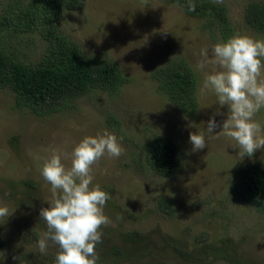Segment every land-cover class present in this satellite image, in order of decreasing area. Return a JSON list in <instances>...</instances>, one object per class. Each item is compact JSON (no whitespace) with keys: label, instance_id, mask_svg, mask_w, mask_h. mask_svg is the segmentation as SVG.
<instances>
[{"label":"rangeland","instance_id":"1","mask_svg":"<svg viewBox=\"0 0 264 264\" xmlns=\"http://www.w3.org/2000/svg\"><path fill=\"white\" fill-rule=\"evenodd\" d=\"M226 1L236 34L264 40L244 22L250 0ZM61 17L85 53L105 56L130 79L116 96L91 89L51 114L19 105L13 90L0 87V206L13 211L0 223L5 240L0 264H53L57 248L41 256L36 247L47 230L39 211L52 198L41 175L44 160L56 148L70 167L74 146L104 130L116 135L123 153L106 154L93 165V185L111 197L104 206L111 223L100 229L97 264H264V213L234 191L236 169L264 161V149L241 159L234 141L216 138L220 127L207 132L213 116L222 126L228 106H219L213 92L201 95L204 72L194 70L202 48L210 55L213 45L225 41L222 31L214 39L210 18L167 0H84L81 9L65 10ZM9 38L28 61L46 50L38 30ZM182 61L198 78L194 116L159 91L153 77L160 67ZM255 119L264 126V108ZM195 131L205 132L207 146L193 152L189 134ZM155 134L172 137L182 152L172 175L142 168L144 156L136 157L147 153L144 147ZM163 198L170 200V212L160 206Z\"/></svg>","mask_w":264,"mask_h":264},{"label":"trees","instance_id":"2","mask_svg":"<svg viewBox=\"0 0 264 264\" xmlns=\"http://www.w3.org/2000/svg\"><path fill=\"white\" fill-rule=\"evenodd\" d=\"M166 1V0H164ZM181 4L191 15L208 19L207 25L218 29L224 40L237 32L231 26L229 3L217 0H167ZM195 5L190 11L189 5ZM84 0H0V87L14 91L19 105L36 113L51 114L67 108L70 100L91 89H102L118 95L129 77L118 64L101 56L89 55L64 28L62 13L81 9ZM219 18L224 20V25ZM244 22L264 36V1L250 0L246 5ZM38 30L47 41L40 59L28 61L18 53L10 35ZM243 33V32H242ZM187 61L166 64L153 73L158 90L187 115L199 113L198 78ZM141 147V146H140ZM135 148V147H134ZM142 168L148 167L161 175H172L181 165L182 152L178 143L164 134H155L147 145ZM146 158V159H145ZM139 164V163H138ZM140 165V164H139ZM234 191L243 201L264 213V161L239 166L235 171ZM169 199H161L162 209L170 212ZM0 235V249L5 247Z\"/></svg>","mask_w":264,"mask_h":264},{"label":"clouds","instance_id":"3","mask_svg":"<svg viewBox=\"0 0 264 264\" xmlns=\"http://www.w3.org/2000/svg\"><path fill=\"white\" fill-rule=\"evenodd\" d=\"M189 10L194 11L195 5L190 4ZM198 55L194 70L204 72L205 77L201 95L213 92L219 106H228L222 126L213 116L207 122V132L214 133L220 127L217 139L223 136L234 141L232 146L239 149L241 159L252 157L256 150L264 149V126L255 119L264 108V40L236 34L213 45L210 55L207 48ZM209 67L211 71H205ZM216 114H221L219 109ZM189 126L196 127L191 122ZM189 142L193 152L204 149L205 132H190ZM49 151L41 175L51 185L52 198L47 201L48 207L39 211L47 230L36 243L38 252L47 256L49 248L55 246L53 264H97L100 229L111 223L104 213L111 197L98 184L93 185V165L106 154L118 158L123 148L114 133L104 130L85 136L74 146L70 167L62 162L63 154L58 149ZM12 212L6 205L0 206V223Z\"/></svg>","mask_w":264,"mask_h":264}]
</instances>
